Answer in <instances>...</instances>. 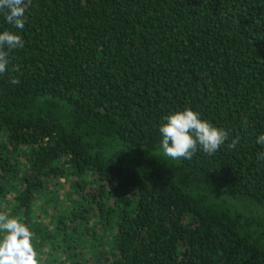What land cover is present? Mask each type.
Returning a JSON list of instances; mask_svg holds the SVG:
<instances>
[{"label":"trees","instance_id":"1","mask_svg":"<svg viewBox=\"0 0 264 264\" xmlns=\"http://www.w3.org/2000/svg\"><path fill=\"white\" fill-rule=\"evenodd\" d=\"M25 3L0 74V213L39 264H264V0ZM185 107L229 130L212 156L162 155Z\"/></svg>","mask_w":264,"mask_h":264},{"label":"clouds","instance_id":"2","mask_svg":"<svg viewBox=\"0 0 264 264\" xmlns=\"http://www.w3.org/2000/svg\"><path fill=\"white\" fill-rule=\"evenodd\" d=\"M25 7V0H0V15L11 26L0 31V74L9 71L8 52L24 47L20 32L26 24ZM10 82L14 85L18 81ZM158 133L160 151L171 160H190L197 151L212 156L229 139V130L202 118L191 107L169 113L163 118ZM237 143L238 138L228 147H235ZM256 143L264 145V133L257 136ZM0 264H39L29 226L5 213H0Z\"/></svg>","mask_w":264,"mask_h":264},{"label":"rangeland","instance_id":"3","mask_svg":"<svg viewBox=\"0 0 264 264\" xmlns=\"http://www.w3.org/2000/svg\"><path fill=\"white\" fill-rule=\"evenodd\" d=\"M64 188L68 190V187H64ZM65 189H64V190L61 189V192H60V193H61V196H62V197H64V195H65V194H64V192H66ZM47 220H48V219H47ZM41 254H42V253L39 254L38 258H39V257H40V258H43V257L48 256V251H47V249H45V253H44V254H42V255H41Z\"/></svg>","mask_w":264,"mask_h":264}]
</instances>
